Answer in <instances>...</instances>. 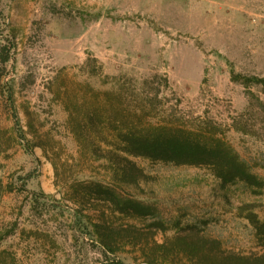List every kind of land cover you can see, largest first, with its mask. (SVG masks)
Masks as SVG:
<instances>
[{"label": "rangeland", "instance_id": "rangeland-1", "mask_svg": "<svg viewBox=\"0 0 264 264\" xmlns=\"http://www.w3.org/2000/svg\"><path fill=\"white\" fill-rule=\"evenodd\" d=\"M233 68L264 77V0H0V264H153L149 255L155 264H210L177 247L184 238L232 263L264 255L245 212L251 204L264 221V188L223 187L209 167L145 157L132 159L148 181L115 183L80 141L118 132L99 122L79 138L67 109L93 102L86 83L105 104L106 91H124L132 104L122 120H133L137 99L145 124L211 130L264 179V85L234 82ZM76 117L87 122L85 112ZM93 182L152 205L165 228L156 217L112 213L90 195ZM78 208L94 222L106 215L128 243L106 254L76 221ZM163 243L177 250L165 253Z\"/></svg>", "mask_w": 264, "mask_h": 264}, {"label": "trees", "instance_id": "trees-1", "mask_svg": "<svg viewBox=\"0 0 264 264\" xmlns=\"http://www.w3.org/2000/svg\"><path fill=\"white\" fill-rule=\"evenodd\" d=\"M9 55L2 57V62L7 63ZM92 60H89V62ZM231 78L234 82H239L250 88L252 84H263L264 77L254 75H243L232 69ZM168 82V78L166 79ZM86 90L92 91L93 102L82 104H67V109L71 112L75 132L79 134L85 128L97 130L99 122L110 131L118 132L114 138H103L100 141H87L81 139L83 148H90L93 156L98 160H106V169L110 172L113 182L119 184H128L140 186L142 182L148 181L150 176L140 167L133 157H145L153 162L171 163L175 165L205 166L213 170L217 178L221 180L223 187L231 183H244L253 189V192L259 193L264 188V179L253 171L251 165L242 158V156L223 138L217 137L213 131L200 132L190 129L186 126L171 123H157L147 125L144 117L147 114L145 106L135 100V105L131 115L133 120L126 122L120 118L128 104L126 94L118 92L111 95L113 91H106L108 95V104L99 100V92L92 87L91 83H86ZM121 90H124L122 87ZM114 98L120 102V107L115 108ZM113 110V113H111ZM87 122L79 120L76 114H84ZM18 124V123H17ZM86 139H89L86 137ZM104 146V148H103ZM29 148V147H28ZM30 149V148H29ZM90 195L95 196L94 200L105 201L112 213H127L135 218L156 217V225L159 228H165V222L159 217L156 208L146 204L144 201L134 197L124 198L113 185H105L101 182L91 183ZM4 189L3 181L0 178V198ZM251 206L247 213V219L256 227L259 238L264 242V221H261L258 214L253 211ZM244 208H242L243 210ZM103 219L98 222L91 221L90 216L81 208L75 210L76 221L84 222V226L89 230L91 236L102 246L106 254H116L121 246L128 241L123 240V236L118 229L114 227L110 219L103 215ZM83 217H87L86 222ZM77 221V222H79ZM93 226L90 231V226ZM131 238V237H130ZM132 240V239H130ZM204 242V244L202 243ZM129 244L137 245L130 241ZM159 248L165 253L177 250V247H185L186 254L190 257H197L199 260L206 259L210 264H240L239 260L247 264H264V255L261 256H235V260L224 257L219 254H207L204 251L205 241H189L184 238L182 243H177V247H166L158 244ZM161 250V251H162ZM181 250V249H178ZM204 253H201L203 252ZM178 252V251H176ZM168 253V254H169ZM149 261L155 264V259L149 255ZM164 257V255L162 256ZM205 257H207L205 259ZM111 264H124L120 258L115 257Z\"/></svg>", "mask_w": 264, "mask_h": 264}]
</instances>
